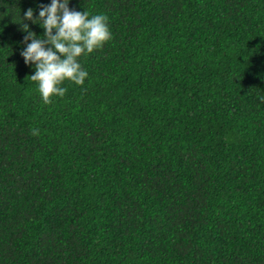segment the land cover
<instances>
[{
    "label": "trees",
    "instance_id": "16d2710c",
    "mask_svg": "<svg viewBox=\"0 0 264 264\" xmlns=\"http://www.w3.org/2000/svg\"><path fill=\"white\" fill-rule=\"evenodd\" d=\"M50 3L0 0V264H264V0H69L111 39L45 104Z\"/></svg>",
    "mask_w": 264,
    "mask_h": 264
},
{
    "label": "clouds",
    "instance_id": "9594fccd",
    "mask_svg": "<svg viewBox=\"0 0 264 264\" xmlns=\"http://www.w3.org/2000/svg\"><path fill=\"white\" fill-rule=\"evenodd\" d=\"M68 5L69 0H51L49 5L39 6L37 17H33L32 8L27 9L23 17L44 29V38H40L29 30L28 24H22L27 35L23 38L26 47L20 55L26 65L35 66V73L29 77L38 84L45 104L52 103L50 98L54 95L63 97L66 94L67 89L59 86L63 81L83 85L88 73L81 68L78 58L101 48L111 39L106 15L96 14L89 18L87 11H76ZM31 134L38 136L39 128L31 129Z\"/></svg>",
    "mask_w": 264,
    "mask_h": 264
}]
</instances>
